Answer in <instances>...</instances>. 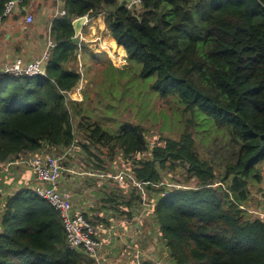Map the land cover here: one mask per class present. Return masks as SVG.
<instances>
[{
	"label": "trees",
	"instance_id": "16d2710c",
	"mask_svg": "<svg viewBox=\"0 0 264 264\" xmlns=\"http://www.w3.org/2000/svg\"><path fill=\"white\" fill-rule=\"evenodd\" d=\"M9 1L0 0V16ZM63 10L51 23L55 46L45 75L0 76V166L23 154L75 146L73 119L81 116V102L68 95L98 55L73 41V22L103 15L117 50L140 65L138 78L153 80V92L176 98L191 117L201 113L225 133L228 150L218 163L200 156L188 131L150 147L141 125L125 123L111 134L80 121L90 144L83 147L95 160L87 168L108 165L91 147L132 163L127 175L143 183L147 194L133 192L120 206L129 211L128 220L151 219L168 254L163 264H264V215L244 209L249 185L262 183L264 163V0H142L130 10L125 0H64ZM80 49L78 72L73 64ZM217 165L223 167L220 175ZM180 167L188 175L185 184L163 179ZM1 193L0 264H97L84 249L68 247L59 213L31 189ZM84 215L95 229L104 224Z\"/></svg>",
	"mask_w": 264,
	"mask_h": 264
},
{
	"label": "rangeland",
	"instance_id": "374dc122",
	"mask_svg": "<svg viewBox=\"0 0 264 264\" xmlns=\"http://www.w3.org/2000/svg\"><path fill=\"white\" fill-rule=\"evenodd\" d=\"M32 1L34 0H28L29 4ZM51 1L54 2V0ZM118 1L119 3L122 2V0ZM35 3H38V1ZM55 3L57 4L56 0L54 5ZM135 11H138V9ZM30 12L34 16V22L27 26L35 29L37 26L36 22L43 23L42 17L36 20L33 10H29L28 7H26L25 13L12 16L10 22L14 26L13 23L16 22L14 18L23 21L25 15ZM53 16L55 17V14ZM50 21L49 26L46 23L45 30L41 33V36H45L47 42L51 40ZM83 36L84 40L79 39V43H83L91 53L98 55V60L93 61L89 59L88 61L91 63L90 67L81 72L83 63L82 53L79 51L77 62L73 64L74 69L81 72L82 80L78 87L74 89L69 99L81 102V105L78 107L81 116L73 119L76 137L75 146L68 150L56 152L55 154L61 158L64 170L63 175L69 177L70 173L75 171V169H72L73 166L76 167L77 172H85L84 174H87V170L89 169L87 167L95 166V160H90L88 152L83 147V145L89 146L90 144L86 133L82 132L84 129H78L80 121L90 124L98 123L105 131L111 134H117L120 127L125 123L141 125L146 130L150 147L162 145L167 138L178 140L184 132L188 131L193 134L197 151L202 158L209 161L215 159L218 163L223 161L221 157L228 150V138L225 133L215 129L201 113H198L194 117L188 115L185 108L180 105L176 98L169 97L168 99H162L150 88L153 80H140L138 78L140 65L128 62L125 50H117L115 44L113 47L108 45L107 39L110 35L104 23L103 15L91 19V22L87 24L83 31ZM109 40L112 41V39ZM18 57L26 59L25 56ZM6 62L2 61L0 67ZM203 119L208 123H205ZM91 150L106 161L105 165L108 163V168L115 167L118 169L117 175L105 173L99 176V180L91 179L88 181V177L83 175V178L86 180L83 182L85 185L94 184L96 187L102 189L104 184L102 192L105 191L107 197L96 198L98 207L96 210L91 209L90 214L101 220H104L107 214L109 218L106 227L103 229L108 227L111 229L117 224L118 220L129 221L127 219L129 211L126 210L125 206L120 205L126 204L132 196V192L138 191L134 186L130 187L132 189L131 193L126 191L129 186V183L125 180L128 176L126 169L130 168L132 163L123 165L122 161H120L121 156L107 154V149L102 150V154H98V150L94 147H91ZM24 156H27L25 160L27 161L29 155L25 154ZM110 157H116L119 161L111 163L113 161L108 160ZM259 169L262 173V183L256 184L252 182L249 185L248 200L244 204V209L250 215H264V163L260 165ZM216 173L217 175L222 174L223 167L217 165ZM121 176L125 179L120 178ZM187 177L186 169L180 167L175 171L167 172L163 179H169L172 184L178 183L179 186L186 183ZM97 181L102 184L97 186ZM114 183H116L115 188L111 189L110 192L106 191L109 190L106 185L113 187ZM163 184L165 183L162 182ZM195 184L196 181H192L189 185L195 186ZM122 185H126L127 187L122 188ZM149 195L151 194L149 193ZM114 238L116 241H120L121 238L123 239L121 235L114 236ZM135 242L141 245L139 240ZM160 242L159 239H156V241L152 240V251H147L141 245L140 248H133L132 252V248L129 246L131 253L124 252L121 257L116 259L115 264H141L143 257L150 256L151 253L155 254L152 259L157 262L156 264L162 263L167 260L168 254L163 252V248L159 247ZM140 251H142V255ZM96 257L93 256V258Z\"/></svg>",
	"mask_w": 264,
	"mask_h": 264
},
{
	"label": "crops",
	"instance_id": "0c3cea01",
	"mask_svg": "<svg viewBox=\"0 0 264 264\" xmlns=\"http://www.w3.org/2000/svg\"><path fill=\"white\" fill-rule=\"evenodd\" d=\"M10 1H18V4L15 7L13 15L7 17L3 26H0V64L2 61H13L16 56H25V58L28 59H25L26 62L32 61L37 57L39 58L40 54H42L43 51H46L48 44V42L45 40V36L42 37L41 33L44 32L46 23H48L49 26V20H51V25V22L54 19L53 15H56L57 13L60 14L63 11L64 1L59 0V2H57V4L55 3V5V0L54 2H52L51 0H34L30 4L28 2V4L26 5L25 0ZM36 1H38V3H35ZM26 7H28L29 10H33L36 16V20L37 18L42 17L43 23L36 22L37 26L35 29H31V27L27 26L30 24H27L25 21V17L27 15H32L31 12L25 15L23 21L16 20V22L13 23L14 26L10 22L12 16L25 13ZM86 26L83 27V31L85 30ZM109 39H112L114 42L115 40L110 36L107 39L109 43L108 45L113 47L114 42L110 41ZM103 44L105 43L103 42ZM28 155L29 158L27 161H25L27 159V156H24L23 154L20 155L17 159H11L0 166L1 192H5L4 194H11L18 189H31L33 187L34 175L31 170L33 154ZM72 169H75V171L73 172V170H71V172L73 173H70L71 175H69V177H66L62 173V188L65 189V191H68L71 197L72 204L76 209L84 212V214L90 215L92 218H96L99 221L104 222V224L99 223V227H96L97 237L102 243V246L97 253L98 260L96 261V263L115 264L116 259L121 257L124 252L131 253V249L129 246H131L132 252L133 248H140L141 245L142 247H145L147 251H152V240L156 241V238L154 236V226L148 215L135 216L132 221L129 220L125 222L123 220H118L117 224L113 228L110 229L108 227L106 229H103L107 225V220L109 218L108 215L106 214L105 219L101 220L100 218L94 217L90 214L91 209L96 210L98 207L96 198H105L107 197V194L105 191L102 192L104 184L102 189L96 187L94 184H83V182L86 181L83 178V175H86V177H88V181H90L91 179L99 180L100 175H103L105 173L114 175L118 169L115 167L108 168L107 165L104 170L88 169L87 174H84L85 172H77L75 166H73ZM99 184L102 183L97 181L96 185L99 186ZM9 185H11V187H9ZM115 186L116 183H114L113 187H109L108 185H106V187H108L109 189L106 191L110 192V190L114 189ZM117 186L121 187L120 185ZM122 188L126 187L122 186ZM126 191H129L131 193L132 189L128 187ZM1 192L0 195L2 194ZM118 235H121L123 239L121 238L120 241H116L114 236ZM136 240H139L141 242V245H138L135 242ZM159 247L161 248V245H159ZM140 252L142 255V251ZM154 256L155 254L151 253L150 256L143 257L141 262L147 260L155 261L154 259H152V257ZM163 263L164 262H162L161 264Z\"/></svg>",
	"mask_w": 264,
	"mask_h": 264
},
{
	"label": "built area",
	"instance_id": "2783aa9c",
	"mask_svg": "<svg viewBox=\"0 0 264 264\" xmlns=\"http://www.w3.org/2000/svg\"><path fill=\"white\" fill-rule=\"evenodd\" d=\"M125 2L128 10L142 5V0H125ZM17 4L18 1H9L6 4L4 13L0 16V26L4 24V20L7 17L13 15ZM62 14L64 15L65 12ZM25 21L27 24H32L34 18L32 15H27ZM88 23L89 19L87 17L85 25ZM79 37L84 40L82 33H80ZM54 46L53 41L49 40L46 51L39 58L26 62L22 57H16L13 61L3 64L0 68V76L9 75L32 78L45 75L46 65ZM71 95L72 93H69L68 97L70 98ZM31 170L34 175V185L31 190L59 213L65 229L68 247L71 250L82 248L90 257H96L102 243L97 237L95 227L86 219L82 211L73 206L71 199L62 191L61 175L64 170L61 158L55 154H33ZM114 175H117V172ZM120 178L124 177L121 176ZM125 180L129 183L128 187L134 186L138 190L137 194L140 193L142 196H146L147 193L143 183L134 179L130 174ZM122 186L127 187L126 185ZM93 259L98 260V256Z\"/></svg>",
	"mask_w": 264,
	"mask_h": 264
},
{
	"label": "water",
	"instance_id": "95a60500",
	"mask_svg": "<svg viewBox=\"0 0 264 264\" xmlns=\"http://www.w3.org/2000/svg\"><path fill=\"white\" fill-rule=\"evenodd\" d=\"M87 22V17L84 16V17H81V18H78L76 19L74 22H73V29H74V32H75V37L73 39L74 42H77L78 40V36L83 28V25Z\"/></svg>",
	"mask_w": 264,
	"mask_h": 264
},
{
	"label": "clouds",
	"instance_id": "9594fccd",
	"mask_svg": "<svg viewBox=\"0 0 264 264\" xmlns=\"http://www.w3.org/2000/svg\"><path fill=\"white\" fill-rule=\"evenodd\" d=\"M56 1H57V0H56ZM57 2H59V1H57ZM63 12H65V11L63 10L60 14L57 13V14L55 15L54 19L57 18V17H60V16H64V15L66 14V12H65L64 15L62 14ZM86 17H88V16H86ZM33 18H34V17H33ZM88 19H89V23H90L91 19H90L89 17H88ZM51 23H52V22H51ZM2 26H3V25H2ZM84 26H86V25L84 24L83 27H84ZM51 27H52V25H51ZM50 29H51V28H50ZM80 33H82V35H83V28H82V30H81ZM79 36H80V34H79ZM79 36H78V40L80 39ZM50 37H51V36H50ZM83 38H84V36H83ZM51 40H52V38H51ZM78 40H77V41H78ZM52 41H53V40H52ZM78 42H79V41H78ZM53 43H54V42H53ZM54 44H55V43H54ZM80 51H81V49H80ZM71 93H73V92H71ZM71 93H70V94H71ZM96 232H97V231H96ZM98 239H99V238H98Z\"/></svg>",
	"mask_w": 264,
	"mask_h": 264
}]
</instances>
